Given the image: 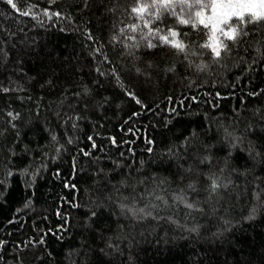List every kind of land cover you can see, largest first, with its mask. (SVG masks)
<instances>
[{
    "label": "trees",
    "instance_id": "16d2710c",
    "mask_svg": "<svg viewBox=\"0 0 264 264\" xmlns=\"http://www.w3.org/2000/svg\"><path fill=\"white\" fill-rule=\"evenodd\" d=\"M16 2L0 0V264H264V28L216 62L199 25L178 27L185 52L125 48L130 0Z\"/></svg>",
    "mask_w": 264,
    "mask_h": 264
},
{
    "label": "snow or ice",
    "instance_id": "6c2138e0",
    "mask_svg": "<svg viewBox=\"0 0 264 264\" xmlns=\"http://www.w3.org/2000/svg\"><path fill=\"white\" fill-rule=\"evenodd\" d=\"M6 2L12 9L17 12L20 11L17 8L16 0H6ZM47 2L49 4H55L57 0H47ZM130 2L131 6L126 11L141 23L125 25L119 29L122 35L126 31L129 33V35L124 37L126 40L131 41V43L124 44V47L129 50L140 47L142 42L149 49L156 48L157 44L153 41L158 40L162 45H168L178 50V52H185L189 46L180 39L182 34L177 30L178 27L191 24L192 28L196 29L197 25H199L203 28L211 27L213 36L209 39L212 43H205L200 47L210 48L214 60L219 62L222 54L223 56H227L231 51L230 45L227 42H231L232 46L243 43L244 38L249 35V26L264 28V0H210V3L206 2V0H130ZM83 3L85 8L89 6L88 0H83ZM209 8L212 15L206 19L202 16V13L205 12V9ZM110 10L114 11L115 9ZM42 11L48 19H51L53 16L60 17L62 15L60 11L51 12L48 8ZM30 13L31 10L24 11L20 14L29 16ZM185 17L188 18L185 19ZM167 18L173 19L175 24L171 26L166 25L165 21ZM213 19L214 22H211ZM161 25H164V27H161ZM217 31L222 38L215 36ZM137 32L140 33L139 40L134 35ZM187 35V33H183L185 38ZM88 39H93L91 34H89ZM113 40H117V37L113 36ZM195 54V52L192 53V55ZM185 59H187V53H185ZM197 67L202 71L206 65L200 64ZM3 90L8 91V89ZM129 95L134 96L135 94L129 93ZM136 102L140 103L138 99ZM8 116L16 119L18 114L14 115L12 112H9ZM89 139L91 140L92 138L89 137ZM113 142L115 143L114 140ZM93 147H96V145L93 144ZM149 151H151L150 148ZM189 187L191 188L193 186L189 185ZM219 187L220 185L216 180H212L211 190L215 192ZM176 198L182 201L184 200L183 196ZM186 206L189 209L194 207L192 203H186ZM121 207L124 208L126 205L122 204ZM129 210L132 211V209ZM144 211L143 208L139 209V212L143 213ZM133 214L135 215V212ZM146 215H151V213L148 212ZM191 230L196 231L197 229L194 227ZM40 242L43 243V240ZM4 243V241H0V245Z\"/></svg>",
    "mask_w": 264,
    "mask_h": 264
},
{
    "label": "rangeland",
    "instance_id": "374dc122",
    "mask_svg": "<svg viewBox=\"0 0 264 264\" xmlns=\"http://www.w3.org/2000/svg\"><path fill=\"white\" fill-rule=\"evenodd\" d=\"M256 7L258 8V6H256ZM211 15H212V14H211V10H210V8H209L208 10H205L204 13H202V16H204L206 19H207V17H209V16H211ZM211 22H214V19H213V21H211ZM211 36H213V32H212ZM215 36H216L217 38H220V34H219L218 31L215 33ZM209 43H212V41L209 40Z\"/></svg>",
    "mask_w": 264,
    "mask_h": 264
}]
</instances>
